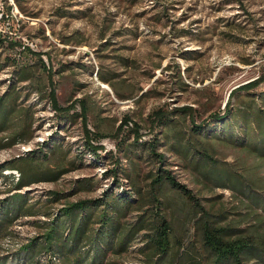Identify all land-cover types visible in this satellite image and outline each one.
Instances as JSON below:
<instances>
[{
  "label": "rangeland",
  "instance_id": "obj_1",
  "mask_svg": "<svg viewBox=\"0 0 264 264\" xmlns=\"http://www.w3.org/2000/svg\"><path fill=\"white\" fill-rule=\"evenodd\" d=\"M0 32L10 37L0 48V97L16 86L22 94L19 105L33 115L30 141L9 145L14 128L0 132V200L23 195L35 211L0 231V264H16L18 253L42 234L40 224L71 203L99 199L111 193L116 181L134 199L139 187L151 189L146 175L159 162L140 144L156 134L151 114L189 105L198 119L212 121L225 112L236 90L238 96L259 95L264 105V0H23L21 6L0 0ZM15 56L21 64L35 65L46 98L31 88L33 83L17 79L9 63ZM98 72L113 76L111 81L120 83L128 97H120ZM253 80L259 82L250 91L241 90ZM51 90L61 107L74 105L70 113L87 110V128L100 157L88 148L83 118L71 123L50 102ZM124 119L129 123L119 132ZM101 133L106 136L96 138ZM218 148L227 167L236 168L242 154L246 165L255 166L257 159L242 148ZM159 151L166 155L164 168L206 209L224 213L225 222L247 213L238 191L204 181L177 156L165 148ZM33 157L49 169L66 171L57 180L40 178L18 187L9 173ZM125 169L140 173L139 187L131 186ZM254 171L253 177L264 180V164ZM166 195L177 200L178 210L169 218L186 251L197 233L195 216L187 213L190 201L170 187ZM137 218L136 212L129 216ZM144 240L138 237L131 250L110 256L108 264H146L140 250ZM41 255L28 264H46L48 257Z\"/></svg>",
  "mask_w": 264,
  "mask_h": 264
},
{
  "label": "trees",
  "instance_id": "obj_2",
  "mask_svg": "<svg viewBox=\"0 0 264 264\" xmlns=\"http://www.w3.org/2000/svg\"><path fill=\"white\" fill-rule=\"evenodd\" d=\"M16 2L21 6L23 0ZM8 39L10 37L0 32V48L8 43ZM9 63L15 66L18 80L33 83L31 88L46 98L47 88L39 79L35 65L21 64L16 56ZM43 67L48 69L45 64ZM98 74L104 82L112 85L120 97H128L120 83L118 85L111 81L113 76ZM256 80L244 84L241 90L250 91L259 82ZM49 84L53 82L50 80ZM11 87L6 95L0 97V132L14 128V134L7 138L11 139L9 145L30 141L33 124L31 109L19 105L22 94L16 86ZM239 91L232 92L225 112L216 113L212 121L198 119L196 109L189 105L169 112L161 109L151 114L150 120L156 134L152 140L140 143L159 162L157 169L146 175L151 189L142 191L137 183L140 173L125 169L131 186L139 187L136 199L116 181L111 193L107 192L99 199L71 203L60 210L52 221L40 224L42 234L18 253L16 264H28L38 254L48 257L46 264H108L110 256L114 258L131 250L130 246L140 236L146 242L140 249L145 255L146 264H264V180L253 177L254 169L264 164V105H261L259 95L238 96ZM234 96H238L236 103ZM48 98L71 123L83 118L88 148L96 159L100 157L98 147L93 144L94 134L87 128V110L84 109L82 114L70 113L74 105L61 107L55 90L49 92ZM219 122L221 126L215 127ZM127 123L129 120L124 119L118 127L119 132ZM136 135L139 143L142 136L139 133ZM95 136L101 138L106 135L101 133ZM219 145L242 148L244 153L257 159L255 166L246 165L243 154L236 162V168L225 166L218 156ZM52 148L55 150L57 145L54 144ZM161 148L177 156L204 181L242 194L247 213L240 219L225 222L224 213H212L206 209L185 184L164 168L166 155L159 151ZM13 166L21 173L16 181L18 187L28 186L40 178L57 180L66 171L49 169L44 162L35 161L34 157L22 159L19 165ZM4 174L3 177L7 175ZM167 187L182 198L189 199L192 210L186 212L189 216H195L193 223L197 236L186 251H183V242L177 240L173 219L169 218L178 207L177 200L173 201L166 195ZM59 197L55 195L53 200ZM32 210V205L23 195L0 200V231L17 217L34 215L35 211ZM133 212L137 213V220L129 219ZM164 254L168 256L163 259L161 256Z\"/></svg>",
  "mask_w": 264,
  "mask_h": 264
},
{
  "label": "built area",
  "instance_id": "obj_3",
  "mask_svg": "<svg viewBox=\"0 0 264 264\" xmlns=\"http://www.w3.org/2000/svg\"><path fill=\"white\" fill-rule=\"evenodd\" d=\"M10 172H11V173H9V174L12 175V177H13V179H14L15 181H18V180L20 179V177H21V173H20L17 169H12Z\"/></svg>",
  "mask_w": 264,
  "mask_h": 264
}]
</instances>
